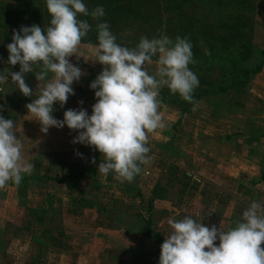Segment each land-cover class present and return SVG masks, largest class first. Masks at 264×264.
Here are the masks:
<instances>
[{
    "label": "clouds",
    "instance_id": "obj_1",
    "mask_svg": "<svg viewBox=\"0 0 264 264\" xmlns=\"http://www.w3.org/2000/svg\"><path fill=\"white\" fill-rule=\"evenodd\" d=\"M46 7L51 16L46 30L33 24L13 32L7 63L19 64L20 70L0 72V84L7 83L10 75L20 92L32 97L24 76L35 72L39 93L26 108L40 122L41 130L47 133L50 127L65 125L77 130L73 143L92 146L104 157L97 165L100 174L111 172L132 182L142 166L150 163L148 134L168 127L159 112L161 89L167 87L172 94L193 102L199 80L189 68L195 63L192 43L186 37L172 40L161 35L142 36L135 47L122 46L109 24L101 21L105 15L102 6L89 11L82 0H46ZM80 16L98 21V43L91 51L92 60L103 68L89 85L97 99L91 115L82 107L67 109L59 120L52 115L54 102L63 107L69 95H74L73 82L85 75L68 59L73 54L82 56L79 45L92 28ZM153 63L156 67L151 74L147 66ZM49 74L51 78L41 84ZM22 150L14 121L0 116V189L9 181L19 186L23 175L32 173L33 164L25 160ZM168 224L172 231L160 246L159 264H264V206L258 202H251L227 230L205 226L191 215L169 219Z\"/></svg>",
    "mask_w": 264,
    "mask_h": 264
},
{
    "label": "crops",
    "instance_id": "obj_2",
    "mask_svg": "<svg viewBox=\"0 0 264 264\" xmlns=\"http://www.w3.org/2000/svg\"><path fill=\"white\" fill-rule=\"evenodd\" d=\"M253 77L248 84L246 99L256 105L258 110L255 113L245 111L248 114L245 123H235L220 117L207 102L199 100L188 113L181 116L174 111L167 113L159 109L168 127L149 133L147 145L154 151L151 156L159 159L162 157L156 152L162 144L175 142L184 152L174 149L164 162L172 164L170 160H173L180 165H187L191 170L186 171L188 175L195 173L194 170L200 167L199 163L205 165V158L209 157L214 162L217 176L214 180L209 178L206 181L212 183L215 191L235 196L245 209L253 201L264 206V83L260 78ZM91 78L95 79L96 76ZM80 80L71 85L74 95H69L62 108L79 110L82 107L91 115L92 105L97 99L95 90L85 88ZM253 84L258 85L260 90L251 88ZM80 101L83 103L80 104ZM53 106L60 104L54 102ZM58 131L62 135L53 134L40 145L35 138L27 139L20 133L16 134L23 145L22 154L26 161L33 164V170L30 175H23L25 183L17 186L8 182L5 189H0L2 264H88L89 261V264H125L121 257L124 247L109 248L115 241L111 236L113 233L119 237L117 241L128 240L132 250L147 252L156 248L154 238L164 241L165 236L170 234L172 229L168 224L169 219L191 215L197 221L202 220L205 226L209 224L205 217L199 215L200 209L214 211L217 199L211 197L204 202L202 195L194 190V194L200 195V198L195 209L187 212L186 209L191 208V200H188L193 195L189 192L191 189L186 191L180 202H174L172 198L154 195L156 186H161L157 179L144 183L142 172L146 171L149 175L155 173L156 159L151 158L150 173L143 165L142 172L128 184V181L117 178L114 173L105 176L98 172L97 165L104 157L92 146L73 143L74 137L78 135L77 130L65 125L62 128L50 127L47 136L42 130L41 134L46 139L50 132ZM51 137L54 140H50ZM43 143L51 146L45 148ZM57 144H64L66 148H55ZM93 158L95 163L92 162ZM78 173L81 174L80 178L72 177ZM195 175L204 178L201 174ZM62 177L69 178L67 184L58 181ZM192 177L195 178L194 175ZM48 205L58 210L61 217L60 227L50 232L44 231L31 212ZM147 216L150 236L144 234ZM66 218L75 224L92 225V228L84 231L86 236L81 238L82 241L77 236L72 238L77 241L69 242L66 239L64 226H61ZM47 220L51 221L43 218L45 225ZM139 225L142 227L140 231L137 230ZM131 231L138 233L132 234ZM90 238L103 241L105 253L113 252L116 261L104 262L99 256L88 252L85 243Z\"/></svg>",
    "mask_w": 264,
    "mask_h": 264
},
{
    "label": "rangeland",
    "instance_id": "obj_3",
    "mask_svg": "<svg viewBox=\"0 0 264 264\" xmlns=\"http://www.w3.org/2000/svg\"><path fill=\"white\" fill-rule=\"evenodd\" d=\"M23 1L24 0H0V72H4L5 69H8L9 71L20 70L19 64L12 66L7 63L9 56L7 45L12 42V35L14 31H19L21 26H31L33 24L39 25L42 27V29L46 30L50 24L51 16L47 11L46 0H36L30 2L26 6L24 13L18 19H16L15 22H11L6 27H4L1 23L7 20L9 9L11 7L22 8ZM82 2L86 4V7L89 9V11L97 6H102L104 8L105 15L100 19L101 21H106L109 24L110 30L117 37V43L121 44L122 46L135 47L142 36L148 37L149 39L154 37L159 38L161 35L169 33H172L176 36V34L180 33V26L184 24L183 21L185 22L184 15L190 16L194 20L197 19L200 22V18L203 14L206 16L204 17L202 24L208 26L209 29L213 32H216V34L226 37L229 42L232 41L231 31L224 28L221 24L230 17H226L221 14V16L219 14L215 15L216 10L212 6H207V4H201L200 2L194 1L191 4H181L180 2L177 3V0H82ZM127 6L130 7L128 8ZM239 7L240 9L239 11H236V14L241 17V21L238 24L236 22V37L240 39L244 38L246 41H248L253 48V52L251 51L249 53L254 54V51L264 46V0H242L239 4ZM79 18L88 20L92 28L88 35L82 38L81 44L79 45L78 54L82 56L77 58V56L73 54V56L69 57L68 59L71 63L82 69V71L85 73V75H82L83 77L81 76L82 79L85 77L83 80L81 79L84 84L83 86L85 88L91 89L89 85L94 80L91 77L97 76L103 68V65L92 60L94 57L91 51V48L95 47L98 43L97 34L95 33L96 36L94 34V31L96 30L95 25L98 21L93 20L91 16H80ZM227 21L229 22V20ZM92 36H95V42L91 41ZM239 52L242 53V51ZM252 57H255V54ZM155 59L156 58L154 57L153 60L155 61ZM254 59H257V57ZM155 67V63L148 65L147 68L149 73L154 74ZM189 68L198 77L197 69L190 66ZM213 74L215 75L216 73L214 72ZM212 77L215 76H211L210 78ZM255 77L260 78L262 83H264V65L260 72L254 75L253 78ZM24 78L26 84L33 90L32 97L24 96L16 87V85L13 84L10 75L7 77V83L0 84V88L4 89V92H0V116L14 121L16 126V134L20 133L27 139L29 137L31 139L35 138L38 140V142H40V145L42 141L45 143L47 138H49L51 135H60L61 132H52V134L50 132L48 137H45L46 139L42 137L43 135L41 134L40 122L35 120L31 114L27 112L26 108V105L31 103L32 99L37 98L39 93V89L37 87L40 82L36 79L35 72L26 73ZM50 78L51 74H49V76L46 77L45 81L41 82V84L46 83ZM256 84H253V87L251 88H257L260 90ZM196 89L197 87L195 90ZM164 90L165 88L161 89V92ZM17 95L21 96L19 100ZM14 101H17L16 106H14L12 103ZM53 108L54 111L52 115L56 119H63V114L66 110L60 106H53ZM159 109H163L167 113H172L171 111H174L178 115L174 104H162ZM257 110L258 107H256V105L254 106L252 102L246 99L242 102L240 114L234 112L228 113L227 116L232 120H236V115L238 114L242 116L241 118H243V120H247L245 116H248V114L244 112L246 111L248 113H255ZM44 135H46V133ZM50 140L54 139L51 137ZM44 145L45 148L51 146V144ZM55 146V148L59 149L66 148V145L64 144H57ZM174 149L179 152H184L183 148L179 147L175 142H165L162 144V147L159 149V151L156 152L162 158L157 159L156 157L151 156V154H153L152 152H154L151 149L148 155L150 158L157 160L155 161L156 172L150 173V169L152 168L151 164L153 162L151 159L150 163L146 165V168H148L147 171L150 173V175L146 174V171L142 172V176H145L142 177L144 183L148 184L152 182L153 179H157L160 182L159 184L161 187L163 186L165 188H163L164 191H162V195L172 198L174 202H180L184 198L185 191L188 192V190L191 189L189 192L193 195H191L188 199L191 200V204L189 205L191 208L186 209L187 212H191L195 209L197 199L200 198V195L194 194V190L203 193L202 200L204 201L213 197L218 200L217 204L215 203L216 209L214 211L200 209L199 215L205 217L209 221V224L207 225L209 227L216 225L217 227L220 226L225 230L230 227H234L235 221L241 217L242 212L245 210V206L242 202L236 199L235 196L228 195L218 190L215 191L212 187V183H208L206 181L209 178L214 180L217 176L214 162L211 161L209 157H204L206 159L205 165H202L198 162L200 167H197V169L194 171L196 174H201V176L204 178L192 173L190 176L192 177L194 175V177L198 180L197 183H194L191 178L185 179L181 174L182 170L191 172L187 165H180L175 163L173 160L170 161L175 166L164 162L169 159L167 158V155L171 154ZM152 174L156 175L157 178H155V176ZM131 183L132 182H128V184ZM211 204H213V202ZM209 213L211 214L209 215ZM53 215V222L47 220V225L53 231H55L56 228L60 227L61 217H59L57 212H55ZM54 220L57 222H54ZM61 226H64L66 239L69 242L77 241L72 239L75 236L79 238V241H82L81 238L86 236L84 231L92 228V225L88 226L87 223L84 225L72 223L71 220H68V218L63 219ZM126 227L127 226H124V228ZM137 230H142V227L139 225ZM131 233L134 234L138 232L131 231ZM111 236L115 239V241L109 248L119 249L122 245L124 248L123 256L121 255V257L125 264H149L147 259L142 254L132 250L131 243L128 240L117 241L119 237L116 235V233H113ZM216 243L218 244L219 241H216ZM103 245V241H95L90 238L89 242L85 243V248L91 254L99 256V259L102 261L114 263L117 258L113 257V252L106 254L104 251V248L106 247Z\"/></svg>",
    "mask_w": 264,
    "mask_h": 264
},
{
    "label": "trees",
    "instance_id": "obj_4",
    "mask_svg": "<svg viewBox=\"0 0 264 264\" xmlns=\"http://www.w3.org/2000/svg\"><path fill=\"white\" fill-rule=\"evenodd\" d=\"M32 1L36 0H24L22 8L11 7L9 9L7 20L1 24L6 27L11 22H15V20L24 13L26 6ZM194 1L205 5L207 4V6H212L216 10L215 15L221 14L230 17L227 18L229 22L225 20V22L221 24L224 28L231 31L232 41L229 42L226 37L216 34V32L210 30L208 26L202 24L206 15H202L200 22L197 19L194 20L190 16L184 15L185 22L183 21L184 24L180 26V33L176 34V36L172 33L165 35L173 40H175L177 36H180L181 38L186 37L191 41L195 63L189 64V66L197 69L200 85L196 90L194 89L192 103L183 100L179 94H172L167 87H165V90L160 93L158 98L160 99L161 104H174L179 116L188 113L195 102L203 100L214 109L216 115L230 119L227 116L228 113H241L242 102L246 100L248 84L252 77L259 73L264 65V46L254 51L255 57H257V59H254L255 57H252L254 54L249 53L251 51L253 52L251 44L244 38L240 39L236 37V26L241 21V17L236 14V11H239V4L242 0H177V3L191 4ZM95 33L97 34L96 30L94 31V34ZM95 36H92L91 41H96L94 38ZM239 51H242V53ZM214 72L216 73L215 75L213 74ZM211 76L215 77L210 78ZM17 96L19 100L21 96ZM12 103L16 106L17 101ZM238 114L236 116H238ZM238 118L239 117H236V120H231L235 123L237 121L245 123L243 118ZM248 125H250L249 120ZM170 165L175 166L171 163ZM181 174L185 179L191 178L194 183L198 182L196 178H192L188 175L185 170H182ZM72 177L80 178L81 174H74ZM25 179L26 178L23 177L20 184L25 183ZM68 180L69 178L67 177L58 179V181H63L65 184H67ZM9 182L12 183L11 181ZM163 188V186H156L154 195L163 196L162 191L165 189ZM199 193L203 197V193ZM31 212L34 214L35 220L43 226L44 231L50 232L51 228L43 223V218H49V220L53 221V214L58 212V210H55L48 205L46 208L33 209ZM144 222L146 224L144 234L150 236L148 216L145 218ZM154 242L156 243V248L154 250L138 252L147 259L149 264H159L160 246L163 241L154 238Z\"/></svg>",
    "mask_w": 264,
    "mask_h": 264
}]
</instances>
